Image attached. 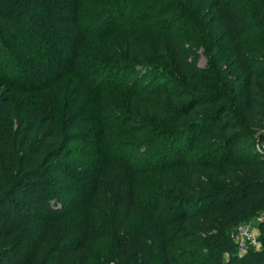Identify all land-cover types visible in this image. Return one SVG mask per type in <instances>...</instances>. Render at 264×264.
<instances>
[{
	"label": "trees",
	"instance_id": "16d2710c",
	"mask_svg": "<svg viewBox=\"0 0 264 264\" xmlns=\"http://www.w3.org/2000/svg\"><path fill=\"white\" fill-rule=\"evenodd\" d=\"M83 1L0 0V34L27 36L47 60L27 84L7 79L10 88L40 92L32 87L39 81L53 94L63 77L79 82L74 91L32 108L30 123L22 120L14 136L0 130V264H96L92 247L102 264H264V218L259 248L241 256L232 238L238 225L264 213V0H211L222 45L203 71L189 58L194 39L187 36L184 3L177 14V0ZM17 22L40 31H25ZM96 26L108 30L97 33ZM114 35L133 43L152 40L157 49L140 53L128 42L121 55L127 62L113 64L108 55L75 63L77 45ZM67 44L74 54L64 62ZM0 64L5 79L6 61ZM164 74L173 79L166 85L159 83ZM81 84L91 99L80 104ZM119 92L126 101L115 118L101 97ZM118 132L143 139L116 142ZM33 136L32 149L27 144ZM159 137L165 144L158 149ZM80 143L88 160L104 159L87 160L86 170L66 164L70 144ZM137 155L146 163H136ZM158 170L163 181L141 199L138 178ZM87 174L92 183L83 186ZM93 195L104 204L88 222L76 207L88 210ZM57 198L61 208L52 204ZM106 207L112 218L102 231L93 223H100Z\"/></svg>",
	"mask_w": 264,
	"mask_h": 264
},
{
	"label": "rangeland",
	"instance_id": "374dc122",
	"mask_svg": "<svg viewBox=\"0 0 264 264\" xmlns=\"http://www.w3.org/2000/svg\"><path fill=\"white\" fill-rule=\"evenodd\" d=\"M83 2L86 3L87 1L84 0ZM173 3L174 4L176 3L178 5L174 8L176 10L173 11V13H177V14H179L180 11L184 10V7L181 5V3H184L187 6L186 14L189 17L188 24L191 27L187 33V36H190L192 39H194L193 41H191L190 43L191 45H188L187 43L190 49L189 58L194 60V66L196 63V67H198L200 70L203 71L205 67H207L208 64L214 59L213 55L218 49V47L222 45V33L220 32L218 26L214 22V18L212 14L213 11L211 10V0H177L176 2H173ZM86 6L88 7V9H92V10H94V8L96 7V6H91L90 8V6L87 4ZM102 7L103 6H100L96 8L95 10H101ZM262 12H264V8ZM87 19L88 18L83 19V21L86 22ZM262 20H263V16L259 18V22L262 23ZM16 26H18L19 28L25 27L23 24H20V22H17ZM58 26L59 25H55L52 29V30L55 29L56 33H60L59 32L60 29L58 28ZM26 30L28 32L40 31L38 28H36L35 25L31 23H29V25L25 27V31ZM107 30L108 29L102 28L100 26L95 27V32L97 33H100L103 31L106 32ZM29 41L30 40L29 38H27V36L26 37L22 36L17 40H13L11 38L9 39L6 33L0 34V48H3V46L6 45L7 49H11L8 55L6 54L7 52H3V50L0 49V62L6 61V67H3V73L6 76L4 77L5 79H2L1 78L2 76L0 75V106L4 107L3 111L2 112L0 111V130L5 131L12 136H14L17 133L22 120H25L26 123H30L32 108L36 107L38 104H40V102L42 103L44 101H52L53 97L58 98L60 96H64L65 95L64 91L66 90L74 91L79 85V82H77V80L71 79L72 78L71 76H66V77H63L62 79L63 80L62 85H56V88H54L56 92L54 91L55 93L53 94H51V88L48 89L49 87H46V86L44 87L43 85H40L39 81L38 83L36 82L34 85H32V87L35 86V87L42 88L40 90V92L42 91L41 93L36 92V91H33V92L32 91H28V92L18 91L17 92L16 90H12L9 86L10 84L9 85L7 84V81H6L7 79L8 80L10 79L9 81L18 80V82L20 83L27 84L31 82L32 78L35 79L33 72L37 70V66L41 64L45 65L44 62L47 61L46 58H44L41 54H38L40 53L38 50L39 48H34V49L31 48ZM22 42H24L25 45L20 46L19 44ZM128 42L129 41L126 40L125 37H119L115 35L109 38L102 39L101 41H97V42L83 41L82 43H80L74 48L76 51L81 53V56L79 57H77V54L75 56L73 49L70 48V44L69 45L67 44L66 48H64V52L61 50L62 51L61 58L63 60L64 58L65 59L70 58V57L72 58V55L74 54L73 59L75 63L91 64V63H95L93 61L94 60L93 58L98 57L99 58L98 60H101L103 59L101 56L109 55V56L114 57L112 60L113 64H116L117 62L123 63V62H127V59L121 57V55L126 53L125 51L128 47L127 45ZM213 43L215 44L214 49L211 48ZM128 44H129V47L132 46L133 50L136 48V51L138 52L140 51V53L148 52V54H151V51L154 48L157 49L156 44L154 45L153 41L148 40V39L144 41H139L137 43L136 42L133 43V41H130ZM56 45H57V42L55 41L53 44V47H56ZM22 46H26V47L21 49ZM117 47L118 48L121 47V49L118 51ZM85 55H89V57L86 58ZM144 58H149V56L147 57L146 55H144ZM1 65L2 64H0V66ZM169 80H173V79L170 76L166 75L164 78H161L159 80V83L165 84L166 81H169ZM81 85L82 87H81V91L79 94L80 104L86 98H88L89 100L91 99L89 96L88 85L86 84H81ZM176 87L177 86L173 85V88H176ZM226 87L228 88V91H229L230 87H228V84H226ZM12 88L14 89L15 87H12ZM46 93H49V95H46ZM123 94H126V93L119 92L118 94H112V95L103 94V96L101 97L105 100L106 102L105 104L111 103L112 105L111 107L113 109V115L114 117L116 116L115 118L121 116L120 113L122 112V110L117 107L120 105L124 106L123 104H125L124 101H126V98L125 99L122 98ZM73 97L75 99V95H73L71 99ZM238 98H239V94L234 96L235 103L240 106L241 100L238 101ZM140 111L141 109L139 110V112ZM118 120L119 119H117V121ZM154 123H155L154 126L160 127V129L171 128L170 126L165 125V123H159V122H154ZM132 126L134 127V124ZM124 128L125 127H123V130ZM118 130L120 131V129ZM113 137L115 141L117 140L116 142H119V141L132 142L135 140L138 141V140L143 139V137H141L140 135H136V134L126 135L120 132L116 133L115 136ZM159 138H161V141L157 144L158 149L161 148L165 144L163 143L164 137H159ZM36 139L37 138L33 136L30 140H28L27 147L33 149L32 146L35 145L33 143L37 141ZM83 147H85L83 143L78 144V146H76L75 144H70L69 150L66 151V153H68V157L65 160L67 162L66 164H70L76 168L86 170L88 166L87 165L84 166L83 164L87 162L88 154L85 155L83 153L85 152V150H83ZM204 147H205V144L201 145L200 149H203ZM89 148L91 150V146ZM76 150L77 152H75ZM140 152L143 153V155L141 156H144V155L147 156L144 150H140L138 153ZM141 156L137 155V160H135L136 163H141V164L146 163V160L144 161L142 159L143 157ZM102 159H104L103 155H100V154L95 155L93 156V158L91 157V159L88 160L89 165L90 163L93 164ZM160 164L161 163H159V157H156L154 159L153 165H155V167H158ZM213 172L214 171H211L210 174H213ZM87 176H85L83 180V186H86V185L88 186L90 185V183H92V178H90L88 174ZM138 179H139L138 182L140 186V193H139L140 198L149 199L151 195L150 192L158 189V186L163 181V176L161 175L160 170H158L156 172L155 171L147 172L141 175ZM99 202L103 203V199L100 198V200H97L95 195L91 196L90 201H89L90 208L86 210L85 208L81 206L76 207V210L78 212L77 216H79L80 218H85L86 221L88 222H90V219H93V218L95 219V215H97L101 211V206H99L100 205ZM52 204L55 205L56 207L61 208L62 199L57 198V200L52 201ZM95 207H98L97 210H95ZM107 207H108V201H107ZM107 207L105 208L104 211L102 210L103 212L101 213L99 217L100 223L99 224L93 223L98 228L100 227L102 231L103 230L107 231L109 229L108 223L110 222L112 218V211L110 210V208H107ZM69 215H71V217H75V215H72V212H70ZM263 218H264V213H261L258 217L252 219L249 222L242 223V224L248 227L250 230L254 231L256 234H258V237H260V231L258 227H259L260 220H262ZM87 224H91V223H87ZM236 229L237 227L234 229V231ZM53 245H54V239H51L47 245L46 250L49 251ZM105 247L108 252L111 251L109 249L108 244H106ZM238 251H239L238 253L241 256H246L248 253V251L247 252L240 251V250ZM89 252L95 258L96 264H102L103 257L101 256V253H99V249H95L94 247H92L90 248Z\"/></svg>",
	"mask_w": 264,
	"mask_h": 264
},
{
	"label": "built area",
	"instance_id": "2783aa9c",
	"mask_svg": "<svg viewBox=\"0 0 264 264\" xmlns=\"http://www.w3.org/2000/svg\"><path fill=\"white\" fill-rule=\"evenodd\" d=\"M232 238L240 251L247 252L252 248L257 249L260 247L258 234L243 224L237 226V229L233 232Z\"/></svg>",
	"mask_w": 264,
	"mask_h": 264
}]
</instances>
